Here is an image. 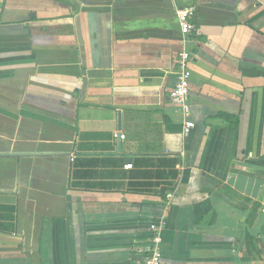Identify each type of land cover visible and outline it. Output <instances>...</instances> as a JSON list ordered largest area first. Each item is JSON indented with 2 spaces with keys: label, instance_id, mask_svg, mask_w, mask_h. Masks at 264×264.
Masks as SVG:
<instances>
[{
  "label": "crops",
  "instance_id": "0c3cea01",
  "mask_svg": "<svg viewBox=\"0 0 264 264\" xmlns=\"http://www.w3.org/2000/svg\"><path fill=\"white\" fill-rule=\"evenodd\" d=\"M157 234L159 264H264V0H0V264H144Z\"/></svg>",
  "mask_w": 264,
  "mask_h": 264
},
{
  "label": "built area",
  "instance_id": "2783aa9c",
  "mask_svg": "<svg viewBox=\"0 0 264 264\" xmlns=\"http://www.w3.org/2000/svg\"><path fill=\"white\" fill-rule=\"evenodd\" d=\"M177 23L179 32L183 37L189 36L195 29L194 18L195 10L194 8H184L177 11L176 14ZM190 55L186 51H182L178 54L176 58V82L171 90L169 97L171 103L181 109L184 116L188 115V94H189V85L191 79V73L189 70ZM190 123L184 124L183 132L186 134L189 132ZM115 139L123 140L124 135L120 133H115L113 135ZM126 168H130V165H127ZM156 232H158L159 227H153ZM150 254L144 261V264H159L161 253H160V239L157 234L152 240Z\"/></svg>",
  "mask_w": 264,
  "mask_h": 264
}]
</instances>
